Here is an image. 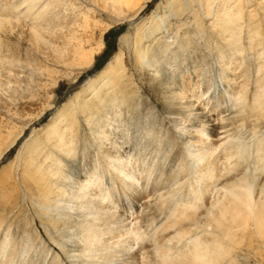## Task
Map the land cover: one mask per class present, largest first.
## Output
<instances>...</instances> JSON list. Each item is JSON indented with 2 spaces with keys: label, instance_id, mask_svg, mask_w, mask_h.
<instances>
[{
  "label": "rangeland",
  "instance_id": "374dc122",
  "mask_svg": "<svg viewBox=\"0 0 264 264\" xmlns=\"http://www.w3.org/2000/svg\"><path fill=\"white\" fill-rule=\"evenodd\" d=\"M123 1L0 0V15L8 16H6L7 19H2L0 23L1 264L117 263L119 254L111 261H105V263L103 259H101L102 262L99 260V256L93 258L90 256V251L84 249L88 242L85 238L83 221L86 219L91 222L93 214L88 215L85 214V210L76 209V199H73L71 195L77 189L74 182L84 184L93 171V185L103 182L106 186L105 194L110 200L112 198L114 200V203L110 202L114 204L112 210L121 208L118 198L109 196L112 193L109 191L111 181L108 174L100 168H97L94 173L97 157H100L101 152L103 154L102 149L97 146L98 141L105 146L112 138L113 141L120 142L122 148L127 150L125 152L127 154L124 155L134 161V168L131 170L132 173H128V178L144 175L146 168H149L150 163H152V157H157L154 159L158 162L159 168L171 170L173 167V162L161 160L163 151H161L160 146L172 144L171 146L174 147L176 146L175 140L179 141L180 139L177 136V128L165 112L164 100L163 98L160 99L163 95L162 87L160 85L159 88L156 87L158 82L155 80L156 84L154 83L151 69L140 68L131 40L128 43L121 41L122 36L128 33L130 36L133 28L155 10L159 16H163L166 10L162 8V6L165 7L162 5L164 0H131L130 7L122 4ZM223 1L211 0L212 7L210 5L208 8L206 0H181L180 3L175 4V7L179 5V7L177 6L178 10H176L179 13L170 17L166 15L162 28L151 38L149 37L150 40L145 38L143 41V44H146L145 46L142 44V46L145 50L147 49L149 55L162 48L166 50L164 60L170 62V60L175 59V63L169 69V72L173 74V77L169 79L171 85H178L180 89L184 88L185 83L194 82L195 76L198 74L196 71L200 70V87L204 91L205 87L202 86H208L207 97L220 94L221 90L227 87L226 82L219 76V68L216 66L218 47H215L217 46L215 45L216 42L219 46L225 47L228 41L224 40L222 31H219L221 22L217 21V17L222 15L225 7ZM227 1L229 2L226 3V6L230 8L228 13L232 15L238 12V16H242L238 24L239 28L236 29L241 37L242 46L239 44L238 53L231 58L235 59L234 65L237 67L234 73L240 74L237 78L236 88L240 89V86H243V93L247 92L245 101L247 103L249 100L252 101L256 94H260L264 90V9L259 4L260 0H240L239 5L235 0ZM139 4L141 7L137 9ZM252 14L255 16L250 18ZM249 28H259L260 30V35L253 43V47L248 45L250 36H248L247 30ZM180 42L184 45V49ZM99 43H103L102 47L96 51ZM153 45H155L154 49ZM150 46L152 48H149ZM91 49H95L93 50L95 58L94 62L88 63L89 61L80 53L81 50L88 52ZM120 49L123 52L126 68L124 74H121L116 82H111L112 92L105 90L104 99L109 100L114 96L121 97L123 94L126 103L120 106V113L113 120L108 116V120L102 121L103 126H108L106 131L108 133H103L104 136L102 134L100 135L102 138L96 140L92 131L94 124L89 119H85L89 116L82 111V108H79L77 100L72 98L79 89H82L114 60ZM150 50L152 51L150 52ZM258 51L260 54L262 52L261 56ZM97 71L96 75L83 84L89 75ZM168 75L170 74L164 75V77ZM102 82L99 81L100 84ZM115 87L116 89H114ZM118 87L121 90L118 91ZM157 89L160 90L157 91ZM127 91L133 93L128 94ZM226 95V102L230 105ZM86 96L88 97V95ZM69 100L73 102V105H70L63 116L52 122L63 105L70 102ZM111 101L112 99H110ZM233 112L237 116L236 108H233ZM56 126L60 127L59 131L62 138H69L68 140L71 142L74 151L72 154L70 153L69 157H66L63 152L58 153V148L62 142L54 133ZM228 129L235 130L234 134H232V138L221 145V148H217V152L231 145L240 144L244 150L256 154L252 147L257 145L259 139H263L262 142H264V116L258 120L249 118L244 119L242 123H232ZM170 139L173 141L172 143ZM159 141L160 143H157ZM156 144L160 151L154 152ZM55 153H58L60 159H64L63 170L68 171L65 181L68 183L70 194H64L60 198L61 201L57 200L58 204L56 199L51 200L52 202L49 201V207L46 206L45 208L42 206L45 199L44 193L39 190L36 183L34 185L35 181L29 177L30 168H27V164L31 162L33 166H39L40 163L45 162L47 156L46 160L49 162L50 157ZM186 155L185 152L179 166L183 167L184 163L186 164L184 161L187 160ZM253 158L246 156L245 160L248 162ZM263 167L264 159L262 163L252 160L246 169L243 168V172L246 171L249 174L248 177L255 180L257 177H261L260 173ZM188 174L192 181L198 175L192 170ZM197 180L202 182L199 175L196 184L194 183L195 189L200 184L197 183ZM262 181L264 182V178ZM183 183L185 185L183 187L186 188L187 182L184 181ZM168 195V197L165 196L168 200L175 201L181 196V193L174 187ZM68 197L70 200L67 199L66 203L64 199ZM58 206L60 209L56 210ZM162 206L164 207L163 204ZM42 208L48 212L46 213ZM130 209L128 208V218L123 222L121 229H130L123 239L126 238L127 241L133 243L134 227L136 226L133 217L136 216V213L133 212L132 215V209ZM53 212L55 213L53 214ZM150 212L151 216L158 215L153 210ZM45 214L47 219H45ZM51 216L52 219H50ZM158 216L160 217L154 216L155 219L151 227L148 226L151 221H147V224L144 220L142 222L139 220V225H142L141 232L150 233L153 231L155 224L163 220L162 215ZM55 219L56 226L52 224ZM138 219L141 218L138 217ZM143 223L147 227L143 226ZM192 233L189 236H193ZM189 236L185 238L177 236L173 242L176 243L179 239L177 243L179 248L185 241H189ZM112 241L115 242V239L110 242ZM144 243L149 245V242ZM121 245L127 247L128 244L125 242ZM138 246L136 243L132 244L129 253L136 251ZM234 246L235 248H232L230 252L231 255L229 254L228 259L226 257L222 264H264V237L256 236L252 227L246 229L243 238ZM115 247L117 246L115 245ZM149 248L151 247L149 246ZM107 252L112 253L113 250L108 248ZM149 253L151 252L149 251Z\"/></svg>",
  "mask_w": 264,
  "mask_h": 264
},
{
  "label": "bare ground",
  "instance_id": "6f19581e",
  "mask_svg": "<svg viewBox=\"0 0 264 264\" xmlns=\"http://www.w3.org/2000/svg\"><path fill=\"white\" fill-rule=\"evenodd\" d=\"M210 1L211 0H206L208 8L212 4ZM178 2L180 3L181 0H164L162 5H165V7L162 6V8L166 10L163 16H159L155 10L133 28L130 36L128 33L121 37V41L124 43H128L131 40V45L133 46V51L135 52L136 60L140 68L151 69L154 83L156 81L158 82V86L156 87L159 88V85L162 87L163 95L160 99L163 98L165 112L169 115H167L169 120H171L177 128V136H179L180 139L179 141L175 140V149L171 146L172 144H163L160 146L161 151H163L161 160H168L170 163L173 162V167L175 168L172 167L171 170L159 168L158 162L154 159L157 157H152V163H150L149 168H146L144 175L128 178V173L134 168V161L130 157L126 158L127 155L124 154H127L125 153L127 150L122 148L120 142H116V140L113 141L111 138L109 139L108 145L105 146H103L101 142H97V146L102 149L103 154L101 152L100 157H97L96 164L98 165L96 166L95 164L94 173L97 168H100L103 172L108 174L109 180L111 181L109 191L112 193V195L109 196H111V198H118L117 200L120 201L119 205L121 208L119 207L116 208L117 210H112L114 204L110 202L112 201V203H114V200L113 198L110 200L105 194L104 191L106 190V186H104L103 182L93 185V171L84 184L74 182L75 186L77 185V189L75 192L71 193V195L73 199H76V209L85 210V214L88 215L93 214L91 222H88L86 219L83 221V225L85 224V238L88 242L84 249L89 250L90 256L93 258L99 256L101 262V259H103L104 262L111 261L119 254L117 258L118 261H116L117 263L115 264H222L225 258L230 254L232 248H235L234 245H237L239 240L243 238L244 232L249 227L253 228V233L256 234V236L261 235L264 237V182L262 181L264 178V167L261 169V177H257L255 180L250 179L246 171L243 172V168L246 169L252 160L257 163L263 162V139L257 140V145L252 147L256 154L244 150L240 147L242 146L240 144L231 145L217 152V148H221V145L229 138H232L231 136L234 134L235 130H232L233 127L232 129H228V126H231L232 123H242L244 119L250 118L258 120L264 116V90L261 88L262 91L260 94H256L252 101L249 100L245 103L247 92L243 93V86H240V89L236 88L238 82L237 78H239L240 74L238 72L234 73L237 67L234 65L235 59L231 57L233 55L235 57L236 53H238L239 44L242 46L241 37L239 32L236 31L237 27L239 28L238 24L242 16H238V12L230 15L228 13L230 8L226 6V3L229 1H223L225 6L222 11L223 16L218 12L220 15L217 17V21L221 22L219 31H222L224 40L228 41L225 47L219 46V44H216L217 42L215 43V45H217L215 47H218V60L216 66L219 68V76L220 79L226 82L227 87H224L220 94L218 93L207 97L208 95L206 96V93L208 92V86H202L205 87L204 91H202L203 89L200 87V70L196 71L198 74L195 76L194 82L189 83L191 82L189 81L184 84V88L180 89L178 85H171L172 83L170 84L169 80L173 77L169 69H171L172 65L175 63V59L170 60V62L169 60H164L163 57L165 56L166 50L162 48L149 55L147 49L145 50L142 46L145 38H151V36L162 28L166 15L170 17L175 13H179L176 12L179 5L175 7V4H178ZM235 2L239 5L240 0H235ZM130 3L131 0H124L122 4L129 6ZM259 4L264 9V0H260ZM139 7H141V4L137 5L136 8L138 9ZM211 10L213 9L211 8ZM6 16L7 15H0V23L2 19H7L8 16ZM254 16L255 15L252 14L250 18ZM247 34L250 36L248 45H250L249 47H253V43L260 35V30L259 28H249ZM102 44L103 43H99L97 45L98 48L96 51L101 49ZM145 44L143 45L145 46ZM212 44L213 42L211 45ZM154 46L155 45H153V49L155 48ZM181 46L183 49L185 48L182 43ZM149 48L152 47L150 46ZM93 50L95 49H91L88 52L81 50V53H79L84 55L85 59L89 61L88 63H92L95 58ZM152 50H150V52ZM258 52V54H260V51ZM124 61L123 52L120 49V52L117 53L114 60L82 89H79L72 98L77 100L78 103H76L79 108H82V111L89 116V118L87 117L85 119H89V121L94 124L92 131L95 134L96 140L102 138L100 135L103 133H108L106 132L108 126H103V124H101L102 121L108 120V116L113 120L116 115H119L120 106L126 103L123 94H121V97H111V102L110 99H104L105 90L106 92L110 90V93L113 90L111 82H116V79H118L121 74H124L126 68ZM230 73H233V75H230ZM167 74L170 75L164 77V75ZM99 81L103 82L100 84ZM95 86L98 87V89H95ZM114 89H116V87ZM117 89L118 91L121 90L120 87ZM159 90L157 89V91ZM127 93L131 94L133 92L127 91ZM225 94H227L226 96L230 105L226 102ZM86 95H88V97ZM71 104L73 105L71 101L65 103L57 115H55L52 122L63 116V113L68 110ZM162 104L161 102V105ZM233 108L237 109V116L234 115ZM174 126L172 127L173 129ZM60 127L56 126L54 131L58 140L60 139L61 141H59L62 142V145L58 148V153L63 152L66 154V157H69L70 153L72 154L74 150H72L71 142L68 140L69 138H62V134L59 131ZM60 142H58V144H60ZM170 142L172 143L173 141L170 139ZM157 143H160V141ZM153 151H160L157 144ZM47 152H49V150ZM185 152L187 154V160H184L186 164L184 163V166L181 167L179 164L183 160V154ZM58 153L53 154L49 162L46 160L47 156L45 162L40 163L39 166H33L31 162L27 164V168H30L28 172L29 177L35 181L34 185L36 183L39 190L44 193L43 197L45 199L42 206H45V208L46 206L49 207V201L53 199H56V202L57 200L61 201L60 198H62L64 194H70V191H68V183L65 181L68 171L65 172L63 170L65 162L64 159H60ZM260 154L261 156H259ZM155 155L157 154L155 153ZM246 156L254 157L255 159L253 158L251 161L248 160L247 162V160H245ZM92 162L95 161L92 160ZM47 165L49 168H47ZM191 170L195 171L199 175V178L202 179V182L197 180V183H200L197 189H195V184L198 175L192 181V178L189 177L188 174ZM184 181L185 183L187 182L186 188L183 187L185 186L183 183ZM41 186H44V189H42ZM174 187L178 189V191L180 190L181 196L179 195L180 197L175 201L168 200L166 197L169 196L168 194ZM54 196L55 198H53ZM67 199H69V197L64 199L66 203ZM54 208L53 210H55ZM128 208L132 209L131 214L133 212L136 213V216L133 217L135 219L134 223L136 224L134 227L133 239L131 238L133 243L127 241L126 238L123 239V237L129 233L130 229H121L123 227V222L128 218ZM58 209H60L59 206L56 210ZM151 210L158 213V215H162L163 220L158 221L153 227L154 230L150 233H146L145 231L141 232L142 225H139V220L141 222L143 220L144 222L151 221L150 224L147 222L148 226L151 227L155 219L154 216L160 217L155 214L151 216ZM44 211H46V213L48 212L46 209ZM55 212L57 213V211ZM55 212H53V214ZM138 217L142 220L138 219ZM45 219H47V217ZM50 219H52V216ZM56 219L52 222L54 226H56ZM144 225L143 223V226ZM190 233H192L191 235L193 236H189ZM177 236L179 238L189 236L190 238L188 237L189 241H185V243L181 244L178 248L177 243L179 239H177L176 243L173 242V239H176ZM113 239H115V242H110ZM125 242L128 244L127 247L121 245V243ZM144 242H149V245ZM135 243L139 245L138 249L129 253V249L132 247V244ZM115 245L117 247H115ZM149 246L151 248H149ZM108 248L112 249L113 252H107ZM103 249L106 250L104 251ZM149 251L151 253H149ZM125 255L127 256L123 258ZM94 263L88 262L86 264ZM107 263L110 264V262Z\"/></svg>",
  "mask_w": 264,
  "mask_h": 264
},
{
  "label": "water",
  "instance_id": "95a60500",
  "mask_svg": "<svg viewBox=\"0 0 264 264\" xmlns=\"http://www.w3.org/2000/svg\"><path fill=\"white\" fill-rule=\"evenodd\" d=\"M136 21H138V20H136ZM98 73V71L97 72H94L93 74H91V75H89V77L83 82V84H85L88 80H90L94 75H96Z\"/></svg>",
  "mask_w": 264,
  "mask_h": 264
}]
</instances>
